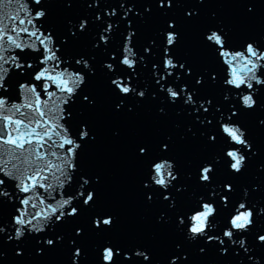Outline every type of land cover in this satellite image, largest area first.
<instances>
[{
  "label": "snow or ice",
  "instance_id": "1",
  "mask_svg": "<svg viewBox=\"0 0 264 264\" xmlns=\"http://www.w3.org/2000/svg\"><path fill=\"white\" fill-rule=\"evenodd\" d=\"M48 2L50 0H30V3L28 0H0V264L4 259L5 241L14 243L18 256L22 255L18 245L28 238L47 248L63 244L64 236L57 234L49 238L48 233L68 218L80 216L81 205L92 213L91 224L98 233H104L114 224L110 213L97 211L93 184L98 183V178L85 174L80 167L84 142L94 137L87 123L78 122L76 106H94V100L84 94L83 89L96 71L91 58L66 54L69 38L85 33L90 18L68 21V35L58 37L55 30L44 23L48 13L43 5ZM63 2L70 5L73 0ZM85 2L89 8L98 9L104 3L118 4L119 9H123L120 12L115 7L105 8L91 17L92 27L96 29L94 49L101 45L107 48L114 35L122 36V46L108 52V59L102 65L107 70L110 90L117 97L115 109L121 110L124 98H145L147 89L136 82L141 79L138 69L143 71L150 64L155 86L152 97L164 93L161 99L167 106L179 103L180 109L201 128L213 129L207 140L214 149L223 145L211 159H204L196 166V181L210 194L200 195L191 207L176 217L177 227L183 226L180 230L185 233V239L189 242L202 240L205 246L219 245L216 251L221 256L231 255L235 264H264V253L253 254L255 249L249 244L247 235L257 219L264 217V205L252 199V193L260 191L259 186L254 185L251 190L245 187L236 198L232 182H214V174L221 165L226 172L238 176L249 159L257 155L243 127L242 117L256 109L264 111V104L258 105L257 101L258 96L264 95V42L243 40L233 44L223 28L209 27L203 32V43L220 66V72L214 69L207 73L208 84L219 86L224 93L222 102L214 105L213 99L201 94L205 76L197 74L193 84L186 79L193 76L192 68L175 58L179 34L173 20L169 19L166 27L158 30L142 53L137 51L133 21L137 17L143 19V14L136 11V4L154 3L158 9H171L190 0ZM13 3L17 5L16 14L5 16L6 7ZM194 11H187L185 15L191 18ZM151 12V8L144 9L145 14ZM130 13L134 14L131 18ZM117 16L119 21L114 19ZM121 23L124 25L122 31ZM29 57L37 63H32ZM17 88L20 90L19 103L15 96ZM128 110L131 111V107ZM258 123L264 126V119ZM171 143L170 139L161 143L155 153L139 147L138 153L148 165L143 185L148 189L146 200L153 201L158 192L162 202H168V209L174 211L177 197L188 187L177 183L179 174L170 155ZM261 167L264 170V166ZM6 202L13 209L10 220H5L3 215ZM221 212L224 214L222 222L218 219ZM159 219L166 222L168 217L162 213ZM83 235V229L77 227L75 236ZM255 240L264 245V234H256ZM68 248L71 264H80L85 253L75 238L68 240ZM43 251V247H37V254ZM97 251L99 264H157L152 253L140 247L126 248L106 242ZM199 251L205 253L206 247H200ZM188 259L183 246L176 244L167 264H186Z\"/></svg>",
  "mask_w": 264,
  "mask_h": 264
},
{
  "label": "water",
  "instance_id": "2",
  "mask_svg": "<svg viewBox=\"0 0 264 264\" xmlns=\"http://www.w3.org/2000/svg\"><path fill=\"white\" fill-rule=\"evenodd\" d=\"M28 2L30 3V0ZM105 2L116 3V0ZM43 7L48 13L45 26L53 28L58 37L68 35V21L78 22L81 18H90L89 29L85 33H79L78 38H69L66 54L91 58L96 71V75L89 77L83 89L84 94L94 100V106H76L78 122L87 123L94 137L84 142L80 167L85 174L98 178V183L93 184L97 211L110 213L114 224L104 233H98L99 230L93 229L91 224L92 213L81 205L80 216L68 218L63 225H58L48 233L49 238H54L57 234L64 236L63 244L58 243L55 248H47L36 245L34 239L28 238L18 245L22 251V255L18 256L14 243L5 241L2 264H71L68 248L70 238H75L85 253V256L80 258V264H99L97 249L106 242L126 248L147 249L157 264H167L176 244H181L183 251L188 255L186 264H235V258L231 255L221 256L216 251L219 245L205 246L202 240H186L185 233L180 230L183 226L178 228L176 222V217L191 207L200 195L210 194L209 190L198 184L195 173L200 161L211 159L213 153L223 147L221 144L214 149L208 142L207 135L213 129L201 128L199 123L194 122L180 109L179 103L176 106H167V102L161 99L164 93L158 94L156 98L152 97L155 86L151 80L150 64L143 71L138 69L141 79L136 82L139 87L147 89L145 98H124L125 105L121 110L115 109L117 97L110 90L107 70L103 69L102 65L108 59V52L116 51L118 46H122V36L114 35L107 48L101 45L99 49H94L92 44L96 29L92 27L91 17L105 8L119 9L118 4L101 3L97 9L89 8L85 0H73L70 5L63 0H50ZM146 7L152 9L150 14L144 13ZM16 8V3L8 5L4 15H15ZM249 8L252 11H249ZM135 9L143 14V19L137 17L133 21L137 32V51L142 53L149 41L155 38L158 30L166 27L169 19L173 20L176 23L175 30L179 34L174 49L175 58L178 62H186V66L192 68L193 76L186 79L191 80L193 84L197 74L205 76L201 94L213 99L214 105L222 102L224 93L219 86L208 84L207 73L214 69L220 72V66L204 45L203 32L209 27L223 28L233 44L243 40L264 42V0H250L244 3L237 0H190L180 6L174 5L171 9H158L154 3H138ZM192 10H195L194 15L187 17L185 13ZM119 11L122 12L123 9ZM132 15L134 14L130 13V18ZM20 17H24L22 12ZM114 19L119 21V16ZM123 27L121 23V31ZM29 59L32 63H37L31 57ZM15 96L16 102H21L19 88ZM41 97L43 98V93ZM257 101L258 105L264 104V95L258 96ZM129 107L131 111L128 110ZM161 108H164L163 112L160 111ZM260 119H264V111L259 109L242 117L243 127L247 130L257 155L249 159L244 171L238 176L226 172L221 165L214 174V182H232L236 188V198L241 196L245 187L251 190L254 185L259 186L260 191L253 192L252 199L264 205V170L261 167L264 166V126L259 125ZM168 139L172 141L170 155L176 162L179 174L177 183L188 187L186 192L177 197L174 211L168 209V202H162L158 192L153 201L146 200L148 189L143 185L148 174V165L138 153L139 147H146L155 153L159 150V145ZM12 211L6 202L3 208L5 220H10ZM162 213L168 217L166 222L159 219ZM223 215L221 212L218 216L221 222ZM77 227L83 229L82 237L75 236ZM256 234H264V217H259L250 234H247L249 244L255 249L254 255L264 253V245H259L255 240ZM37 247L44 248L43 254H37ZM200 247H206L205 253L199 251Z\"/></svg>",
  "mask_w": 264,
  "mask_h": 264
}]
</instances>
